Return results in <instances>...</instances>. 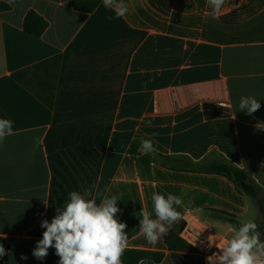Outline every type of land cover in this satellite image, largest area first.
I'll return each mask as SVG.
<instances>
[{
	"label": "crops",
	"instance_id": "0c3cea01",
	"mask_svg": "<svg viewBox=\"0 0 264 264\" xmlns=\"http://www.w3.org/2000/svg\"><path fill=\"white\" fill-rule=\"evenodd\" d=\"M125 3L115 18L102 0H0V118L13 121L0 143V244L11 253L0 264H58L54 248L43 260L32 250L72 191L117 196L127 249L164 254L146 264H174L163 237L151 245L140 231L153 193L182 198L169 229L192 215L229 238L210 210L259 222L253 199L195 167L224 159L264 191V0H225L218 15L208 0ZM29 11L49 24L41 38L23 30ZM242 96L261 108L239 111ZM141 138L158 151L141 154Z\"/></svg>",
	"mask_w": 264,
	"mask_h": 264
},
{
	"label": "clouds",
	"instance_id": "9594fccd",
	"mask_svg": "<svg viewBox=\"0 0 264 264\" xmlns=\"http://www.w3.org/2000/svg\"><path fill=\"white\" fill-rule=\"evenodd\" d=\"M10 2L14 3V0ZM102 2L106 9L115 13V18H122L129 11L125 0ZM208 3L213 15H218L225 0H208ZM260 108L261 104L256 98H240L239 111L246 110L248 115H252ZM148 126L152 127L151 122ZM257 127L264 129V124H258ZM12 134L13 121L0 118V143ZM157 135L159 133H152L153 137ZM139 151L147 155L158 150L152 140L141 138ZM119 200L117 196H112L97 203L88 190L83 193L70 192L63 209L56 208V215L51 222L47 219L41 221L40 227L45 231L42 239L36 242L32 255L43 260L48 250L54 248L60 258L58 264H122L121 257L128 247V236L125 232L127 224L116 217L120 211L117 207ZM152 201L155 218H151V213L142 208L139 227L146 241L155 245L161 237L169 234L172 224L181 219L177 208L182 206L183 201L180 196L171 193H153ZM257 229L258 225L251 220L243 222L239 228L229 225L230 237L216 244L219 251L206 258L209 264H264V240ZM213 242L212 237H209V246ZM5 254L11 253H6L0 244V257ZM21 258L27 259L26 256ZM137 264H146V260L142 258Z\"/></svg>",
	"mask_w": 264,
	"mask_h": 264
},
{
	"label": "trees",
	"instance_id": "16d2710c",
	"mask_svg": "<svg viewBox=\"0 0 264 264\" xmlns=\"http://www.w3.org/2000/svg\"><path fill=\"white\" fill-rule=\"evenodd\" d=\"M98 1H76L74 8L79 11L93 12L99 6ZM9 9L7 5L0 4V10ZM48 22L35 11H29L24 19L23 30L25 33L35 38H41L46 32ZM195 170L208 174H216L223 176L234 183L239 191L244 192L256 203L261 219H264V191L255 183L250 181L245 174L230 164L224 159L212 163H201L195 167ZM214 217L227 222L229 225H234L239 228L243 223L237 216L218 210H210ZM258 225V231L262 230V225ZM182 222L179 226L169 229V234L163 236L165 244L171 253V258L174 264H205L204 259L197 255L195 250L184 242L179 234L183 228ZM163 253H155L149 251L126 249L121 257L123 264H137L140 259L151 260L155 263L162 261Z\"/></svg>",
	"mask_w": 264,
	"mask_h": 264
},
{
	"label": "built area",
	"instance_id": "2783aa9c",
	"mask_svg": "<svg viewBox=\"0 0 264 264\" xmlns=\"http://www.w3.org/2000/svg\"><path fill=\"white\" fill-rule=\"evenodd\" d=\"M183 223L180 238L204 259L205 264H209L206 258L219 251L216 244L224 239L208 223L195 216L188 215ZM209 237L214 241L211 246H209Z\"/></svg>",
	"mask_w": 264,
	"mask_h": 264
},
{
	"label": "rangeland",
	"instance_id": "374dc122",
	"mask_svg": "<svg viewBox=\"0 0 264 264\" xmlns=\"http://www.w3.org/2000/svg\"><path fill=\"white\" fill-rule=\"evenodd\" d=\"M72 175H70V178L69 179H66V181L68 180V181H73L74 180V182L75 181H78L77 179H78V177L80 176V180L81 181H83V177H82V175H79V174H76L74 177H76V178H73L72 179V177H71ZM259 223H260V225H262V230L261 231H259L261 234H262V240H264V219H261V217H260V219H259Z\"/></svg>",
	"mask_w": 264,
	"mask_h": 264
}]
</instances>
